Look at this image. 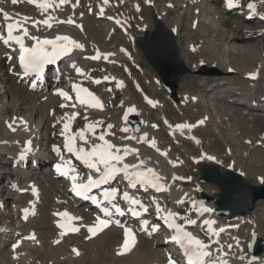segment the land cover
<instances>
[{
    "label": "bare ground",
    "instance_id": "bare-ground-1",
    "mask_svg": "<svg viewBox=\"0 0 264 264\" xmlns=\"http://www.w3.org/2000/svg\"><path fill=\"white\" fill-rule=\"evenodd\" d=\"M86 1H89L90 8H85V5L82 4L83 0H74L73 2H67L59 5V7H55V4H58L59 2V0H55V4L53 5V7H50L46 11H44L36 4L30 3L29 0H18V2L15 4L12 3V0H0V9L8 12L10 16L13 17L12 20H21L24 23V27L27 28L31 35L40 38H45L52 35H54L55 37L58 34L68 35L78 41L80 44L84 45L83 48L73 49L74 54L70 57V63L82 59L85 55H92L94 54V52H98L99 54H101L99 62L104 63L105 71H103V73L105 72V77H108V79L112 80L111 86H113L123 95L121 103L122 110L119 115L118 122H112L110 121L109 117L104 115L105 108L96 112L97 116H102L101 118L92 117L89 116V111H87L86 109L76 106L73 107L72 104L67 103V98L61 95L54 96L52 95V93L47 96L45 95V97L44 95H41V97H39V102H37L38 100L35 99L37 103L30 105V101L35 98V94L39 95L40 91H29L27 89V85L25 86L24 90L22 89L24 81H18L17 76L14 72L13 63L7 66V68H3L6 64V61H8V55L2 56V52L0 50V73H3L2 75H6L4 83L9 84L5 85L4 92L7 98H10V100L8 101L10 103L7 107V112H10V114L8 113L7 116H2L0 114V122L4 123L3 129L1 131L2 136L0 137V164L9 163L11 165V163L13 162L22 163L23 160L21 159H24L27 155L31 157L35 154L40 158H44V154L47 153L48 155H51L53 158H55L56 155H58L59 150L54 151L53 146L57 147V142H64L65 137L73 135L77 142V148L82 144V141H80L78 136V133L81 130H83L86 139L99 144H102L103 142L100 141L98 137L103 134L105 136V139L112 144L118 146L128 145L131 148L138 149L139 159L144 161V166L154 169L161 177H163V179L159 183L167 185V189L170 191L172 197L174 198V201L186 202L193 213L198 212L200 214L199 221L207 218V221L213 222V224H215L217 228L222 225L225 234H231L227 242H222L220 246H217V253L215 252L216 254H214L213 257H217L223 254L224 258L228 261V264H264V252L259 255H251L246 249V245H248L249 239H241V235L243 234L242 230L240 231V226L248 225V231H250V234L252 232H257L259 237L264 240L263 234H261L258 230L260 220L258 221L256 215L257 209L254 212H251L250 215H236L231 219H226L221 216H215V212L213 211V199L215 198V194H217V190H203L198 186L195 188L186 189L185 180H187L188 177L184 175V173H180V170L182 169L181 159L176 160L173 157L171 158L168 149L164 148L165 146H161V143L157 138H155L154 134L157 130L158 125H160L172 140L177 139V141H181L182 143L191 144L194 148H197L199 150V155L195 156V158L191 154L187 155V157H193L195 162L204 161L217 164L215 156L211 155L209 151L202 148L203 139H201L196 133L201 130H206L211 121L210 117H214L216 115L227 116L229 119L232 118V120H241L242 123L249 124L251 127H253L254 124H257L254 121L255 115H252V112L255 111L247 110L246 113L239 114L236 112L234 114V110L224 109L220 114H216L212 113V110H214L213 107L212 109H205L203 112L199 113L188 111L191 107H203L204 103H206V101L204 102L202 100V97H198L196 96V94H194L199 88V86L195 84V80H204L203 83H199L202 91L208 84L212 82L226 81L229 74H231L233 71L236 72V70L232 69L233 66L227 63V61L231 57L230 55H232L233 53V49L237 50V54H244V58L249 57L251 59V50H248L247 53H244V49L252 47L251 49L254 48V53L257 51H260L261 53L264 52V41L261 44L260 49L256 48V44H250L249 46L248 44L244 45L243 43L236 42L245 39H252L255 35L264 36V30L255 29L256 27L254 26L242 27L239 29L235 28L233 33L231 32L227 35L228 39L227 43H224V48L220 49L218 42L217 45L214 46V48L212 47L213 49L209 50L208 48H206L207 45L205 40H201V36L204 33V23L202 21V18H204L205 16L204 11L201 10V5L203 3L220 5L218 12H215L214 9H210L209 11H207V14L209 15L214 14L211 25L213 26L214 31L218 33V31H220L218 29L220 26L216 28L213 22L218 19L220 21L225 20L223 19L222 15L226 12V8L228 7L227 0H177V4L174 9H180L182 16L183 14L187 15V12H189L187 19L189 23V26H187L188 32L185 34L184 38L195 40V42H190V40V43H188L186 46L182 45L184 51L180 52V29L184 28L185 24H180L179 19H172V24L170 25L169 29H171V31L177 37L179 55H182L185 64H187L188 62L192 63L191 66H188L190 67L192 73L204 75L205 72L211 69L210 71L216 73V75L202 77L197 76L194 79L189 80V82H191L193 85L195 84L197 88H189V86L187 87L186 85H184L185 81H188L187 79H184L185 81L184 83H182V89L185 92L180 93L177 96V100L172 99L165 92L166 96L169 99L168 101L174 104V107L177 109V111H180L179 116L181 119L176 120L178 121L176 123H172L168 118L169 116L168 113H166V104L164 103V101L158 99L156 95L155 97H148L141 92L142 90H140L139 93L142 97L143 109L148 112V116L150 118V112L156 111L158 114L157 123V121H152L150 120V118L148 120V118H145L140 114L141 110H138L136 108V105L130 100V95L125 79L122 78V76H120L119 74L111 73L106 70L112 63H117L120 67L124 68L125 64L122 62L123 60L130 61L133 65L138 64V55H133L130 51L126 50L125 45H121L117 50L111 52L105 50L100 51L93 44V42L89 41V39L87 38L88 27L85 25V20L89 19V17L91 16V9L93 8L92 6L94 0ZM136 1L137 0L132 3L134 4ZM231 2L233 4L232 7H238L239 5L241 8L244 7V9L241 10V13H244L243 16L246 17H243L244 23L249 25L257 24V22L264 24V19H262V17H264V0H231ZM246 2H252L255 5L254 12L248 8L247 5L249 3L246 4ZM120 4L123 3L120 2ZM133 4L131 5L132 7L134 6ZM67 8H69V10H67ZM172 9L173 8L169 6L165 13L158 16V19L165 23L166 20L164 16H166L165 14H170L172 12ZM104 10H111V14H113L119 21L120 29H122V37L129 42H132L133 44L134 40L140 34L137 31L132 32L127 19L124 16H119L116 11L112 9V7L109 5V0L107 4H105L102 0L99 11ZM48 17L53 18L52 20H50V23H52L51 28L43 24H40L38 27H36L32 23V21H42ZM2 18L3 15L0 14V20ZM23 18L29 19L24 21ZM68 18H71L75 23L67 24L63 22H57L66 21ZM229 20L230 19H227L226 22L230 23L231 20ZM247 21H249V23H247ZM76 25H80V27H77ZM226 25H232L233 27L237 26L234 25L233 22L232 24H224V26ZM233 27L231 28L232 31ZM144 29L145 27L142 26L139 30L142 32L144 31ZM110 35H112V33L106 34L107 37H109ZM214 36L216 37V34ZM24 38L26 41H28V45H32V43L34 42L29 37ZM121 49H123V51ZM103 54L111 55H109L107 59H104ZM196 59L197 61L195 62ZM251 59L249 61V64L251 62ZM232 63H234V60L232 61ZM231 69L233 71H231ZM238 72L242 73V76L244 77L249 76L250 73H255L258 74V81L263 79L264 58L263 60H258L257 63H255V66L252 67V69H243ZM117 84H119L120 86L117 87ZM153 87L157 90L162 89L158 78H155ZM42 91L43 89L41 90V92ZM62 91L65 90L62 89ZM149 101H152L153 103H149ZM47 105L51 106V109L44 110ZM61 105L64 106L61 107ZM25 108H29V112H31L28 118L21 115L22 110ZM129 111L135 112L137 114L139 113L138 115L142 124V129L139 133L133 131V125L130 122L128 123L127 119H122V115ZM42 112L44 114H39ZM73 112L77 113L75 117L72 116ZM36 114H39L41 116H38V118L36 119ZM80 114L83 115L85 119L83 126L76 131L73 130V128L76 125ZM197 114L200 115L199 118L198 116H195ZM244 114L245 116L243 117ZM194 116L196 117V121L193 123L192 117ZM200 121H202V123H200ZM65 123L69 125L68 129L64 128ZM9 124H11L12 128H14L15 130H12V128L9 127ZM86 125H94V131L86 128ZM108 125H112L113 127L109 128ZM177 125H188L189 127L177 128ZM118 126L120 128L119 130L117 129ZM257 127L261 126L258 125ZM257 127H255V132L258 130ZM123 129H127V131H123ZM215 130L219 132V129L217 127H215ZM42 131L44 132L43 136L45 137V141H42L41 138ZM141 137H144V139L141 140ZM251 140L252 139L247 137L244 139V143H250ZM26 141L31 142L29 145L30 150L25 152V154L21 156V152L24 151V144ZM153 141L155 142V147L151 146ZM254 143L255 146H251L250 149L256 146L259 148L260 146L264 145V132L260 133V137L254 140ZM84 146L86 148L89 147V145ZM228 148H230V146ZM260 151L264 153V148H262ZM209 157H211V159ZM124 162L128 164H136L138 161L136 155L132 154L125 157ZM8 171H11L15 174L11 179V185L15 186L9 187L8 183L6 194L4 195L3 191L0 192V209L1 211H3V214L1 216H4L3 220L5 221L2 225H0V232H2V235L6 236H3L4 240H7L1 251L10 246L8 251V257H10L8 260L6 259L8 257L3 258V264L4 262L8 261H10L12 264H31V251H36L37 247L38 249L40 248L46 253L50 252L55 262L54 264H60L61 262L73 264L70 259L73 258L72 260H76L78 258L75 259L72 256L73 254L71 253L70 257L69 253H67V256L58 258L59 255L64 253V249L67 251V249L65 248L67 244L63 242L64 245L62 246V241L66 239L68 240L76 238V240H78L77 244L81 243L80 245L85 247L86 245H92L93 243L104 245L110 242H116L118 244L120 242L123 247L125 240V227L130 229L131 233L134 235V243L130 241V247L126 251H136L140 248H145V254L147 253V255H150L152 257L149 259L151 260V264L152 262L156 264L158 258L160 260L159 264H169V259L165 256L164 251L158 250V248L162 249V241L156 242L152 245L145 238V236H139V232L128 224H120L116 226L114 223L110 222L108 227L103 228V230L101 231H98L94 236L91 235L88 232L87 227L93 226L97 223V216L95 215V213L87 210L86 208H81L78 205H75L73 203L74 200L64 192V190L60 187L59 182L51 179L50 173L46 172L48 171L47 168H45L43 173H41L40 178H34L32 174H29L27 171L21 169L20 167L11 168L10 170L8 169ZM2 174L3 172H0V177L2 176ZM173 177H175V179ZM263 178L264 176L258 177L259 180ZM33 189H35V191H33ZM197 190H202L206 195L209 196V200H206L203 204H194L195 192ZM8 199L10 200L8 201ZM9 206L12 207L10 208ZM202 207L209 208L212 211L204 212L202 210ZM10 211V218H7V214ZM65 212L68 214L67 216L63 215V213ZM172 214L176 216V212L174 209H172ZM6 220L12 222V224L10 225ZM36 222L41 223L40 227L45 232H47L46 238L49 241L48 245H42L41 241L43 238L41 239V234L40 232H38L39 226ZM219 222L221 223L220 225L218 224ZM34 223H36V225ZM59 225H63V227H60ZM72 228H78L79 230L70 231V229ZM61 233L65 234L61 235ZM14 234H16V236H14ZM42 234L44 235V233ZM26 235L28 236V238H25ZM13 245L17 246L13 248ZM229 245H231L230 248ZM74 246H76V244L72 246V249L74 248ZM115 246L119 247L120 245L115 244ZM157 246L159 247L156 248ZM113 248L116 249V247ZM69 249H71V247H69ZM81 249L83 253L84 248L81 247ZM121 251L122 250L118 251L120 252L119 255L121 254ZM115 255L117 256V252ZM67 257H69L70 259L68 258L67 260ZM119 257L120 256L115 258L118 259ZM133 257L135 258V256ZM129 258H131V256H124V254L123 258L120 257V259L122 260ZM118 260L117 263L119 264ZM138 260L139 259H136L135 261ZM114 261L116 260L114 259ZM135 261H131L130 264H138ZM139 261L141 263V260ZM0 264L2 263L0 262Z\"/></svg>",
    "mask_w": 264,
    "mask_h": 264
},
{
    "label": "rangeland",
    "instance_id": "rangeland-1",
    "mask_svg": "<svg viewBox=\"0 0 264 264\" xmlns=\"http://www.w3.org/2000/svg\"><path fill=\"white\" fill-rule=\"evenodd\" d=\"M73 1L74 0H68V2H73ZM96 1H98V0H94V3ZM134 1L135 0H109V5L112 6L120 15L124 16L127 19V22L130 24V29L132 30V32L137 31L141 35L143 31L141 32L139 29L142 26L145 27V30H147V31L152 30L154 20L156 18H158V16L165 13L167 11L168 7L170 6L173 9H172V12L170 14H168V15L165 14L166 16H164V18H165L166 22L163 23L164 26L167 29H169L170 25L172 24L171 23L172 19H179L180 24H183V23L185 24V27L180 29L181 30V33H180V39L181 40L179 39V43H180V47H181L180 52L184 51V49L182 48V45L186 46L188 43H190L192 41L195 42V40L184 38L185 34L188 32L187 26H189V23H188L187 19H188L189 12H187V15L183 14V16H182L180 9L179 10L174 9V7L177 4L176 3L177 0H137L138 7H136V6L132 7L131 5L133 4L132 2H134ZM120 2H122L123 4H120ZM94 3H93V5H94ZM82 4L85 5V8H90L89 7V1L83 0ZM135 5H136V2H135ZM219 6H220L219 4H204V3L201 5V10L204 11V13H205L204 18H202V21L204 23V29H203L204 33L201 36V40L202 41L205 40L206 45H207L206 48H208L209 50L213 49L214 46H216L218 42H219L220 49L224 48L223 47L224 43H227V39H228L227 35L231 32L233 33L235 28L239 29L242 27H253L254 26V27H256L255 29L264 30V24L263 23L257 22V24H253V25L252 24L249 25V24L244 23L242 18L237 17V15L242 17V13L238 12L239 10L235 11V10H237V8H234V9L226 11L222 15L223 19H225L224 21H220L218 19V20H215V22H213L214 26L216 28L218 26H220L218 28L220 31H218V33H216L213 29V26L211 25L212 23L210 24V22L213 21L214 14L209 15V14H207V11H209L210 9H214L215 12H218L219 8H220ZM67 10H69V8H67ZM215 15H219V14H215ZM95 16H96V8L94 7L91 10V16L89 17V19L85 20V25L88 27L87 38L89 39L90 42H93V44H95L100 51L105 50L108 52L115 51L121 45H125L126 48L128 50H130V52L133 55H135V54L138 55V59H137L138 68L132 67L129 62L123 60L122 62L125 64L126 70L124 68L120 67L117 63H112L110 66H108V68L106 70H108L111 73L119 74L120 76H122V78L125 79V81L127 83V89L129 91V95H130V100L136 105V108L138 110H141L140 114L143 117L148 118V120H149L150 117L148 116V112L145 111L143 109V106H142L143 105L142 104V97L139 93V91L142 90V92H144L148 97H155V95H156L158 97V99H161L162 101H164V103L166 104V108H165L167 111L166 113H168V116H169L168 118L170 119V121L172 123L178 122L176 120L181 119L179 116L180 111H177V109L174 107V104L172 102L170 103L168 101L169 99L166 96V93L164 92V90L154 89V87H153L154 86V80H155V78L159 79V77L157 76L156 72L145 62L142 54L135 48L134 43L132 44V42H129L128 40H126L125 38L120 36L117 30L112 29L111 24L105 22L103 19H97V18H95ZM227 19H230L233 22V24L237 25V26H234V27L232 25L224 26V24H232V22L230 20H229L230 23H227L226 22ZM247 23H249V21H247ZM232 27H233V31L231 29ZM212 30L214 31V33ZM111 33H112V35H110L109 37L106 36V34H111ZM215 34H216V37L214 36ZM176 41H177V37H176ZM263 41H264V36L255 35L252 39H247V40L245 39L242 41H237V42L235 41V42L236 43H243L244 45L248 44L249 46H250V44H256V48L260 49ZM225 48H226V46H225ZM249 48L244 49V53H247L248 50H251L250 54L252 55V59L249 57L244 58V54H242V53L237 54L236 53L237 50L233 49V53H232V55H230L231 57L229 58L227 63L231 64L233 66L232 69L236 70V72L233 71L231 74H229L226 82H223L221 84L210 83L202 91V88L200 87L199 83H203L204 80H197V81L195 80V84H197L199 86V88L194 94H196V96H198V97L199 96L202 97V100L204 102H205V99L207 98L208 102L204 103L203 107H201V106H199L198 108L191 107L188 111H191L193 113L194 112L199 113V112H203L205 109H208V110L212 109V107H213L214 110H212L213 111L212 113H216V114H220L224 109L234 110V114L236 112L239 114L240 113H246L247 112L246 109H244L242 107H238V106L233 105V104H229L224 100L225 96L229 95L232 91L241 93L243 95H250V94L254 93V91L256 92L257 90H259L261 98H264V78L259 80V82H257V83L249 84L243 78L242 73L238 72V71H241L243 69L244 70L252 69V67L255 66V63H257L258 60L260 61V60H263V58H264V52L261 53L260 51H257L254 53V50H253L254 48L253 49H251L252 47H249ZM181 58L183 61L184 59H183L182 55H181ZM250 59H251V62L249 64ZM233 60H234V63H232ZM196 61H197V59L195 60V62ZM12 62H13V60L6 61V64L3 68L4 69L7 68V66L11 65ZM187 64H185V62H184V65L190 69V67H188V66H191L192 63L188 62ZM104 69H105V66L103 63H99L98 65H93V66H91V65L86 66L87 72L94 71L96 73H100ZM208 69H210V68H208ZM2 74L3 73H0V75H1V78H0V114L2 116H7L8 113L10 114V112H7V107L9 106V103H10L8 101L10 100V98L9 97L7 98V96L4 92V89H5V85H7L9 83H4V79L6 78V75H2ZM197 76L202 77V76H211V75H207V74L206 75H198L196 73H191L187 76H182L179 80V83H178L177 95H179L182 92H185L182 89V83H184V81L186 79L188 81H185L184 85H186L187 87L189 86V88H197L195 84L193 85L191 82H189V80L194 79ZM49 84H50V81H48V85ZM25 86H26V84L24 83L22 85L23 90L25 89ZM50 91H51V89L48 86V89L40 92L39 95L35 94V98L30 101L31 102L30 105L31 104L33 105V104H36L37 102H39V99H40L39 97H41V95H44V97H45V95L46 96L49 95ZM211 93L212 94L216 93V96H214L213 100L210 101L209 96L211 95ZM102 94H105V92H102ZM117 94H118L117 95L118 96L117 102H115L114 105L112 103L106 105L105 112H104V115L109 117L110 121H112V122H118L119 115H120L121 110H122L121 107H117V106L120 103H122L123 95L121 92H117ZM223 96H224V98H223ZM110 97H111V95H109V98ZM35 99H37L38 101L36 102ZM49 105H47L44 110L51 109L50 108L51 106H49ZM51 105H53V104H51ZM152 111H154V110H152ZM30 113L31 112H29V108H27V109L25 108L22 110L21 115L23 117L28 118ZM150 113H151L150 114V116H151L150 120L157 121L158 120L157 112L154 111V112H150ZM39 114L42 115L44 113L42 112ZM39 114H36V119L38 118V116L39 117L41 116ZM89 115L93 116V117H99V118L102 117L101 115L97 116L96 114H94V112H91ZM252 115H255L254 121L257 123V124H254L253 127H251L249 124L242 123L241 120H232V118L229 119L227 116H223V115H216L214 117L211 116L210 117V119H211L210 124L206 128V130L198 131L196 134L201 139H203L202 148L209 151L211 153V155L215 156L216 163H217L219 170L221 172L226 170V169H230L231 171H233L235 173L242 174L248 180V182L250 184L258 185V184H260V180L258 179V177L264 176V153H262L260 151L262 148H264V145L260 146L259 148L256 146V147H252L250 149V147L255 146L254 140H256L260 137L261 132H264V115L262 113H258V112H252ZM195 116H198V118L200 117L199 114H197ZM195 116L192 117L193 119L191 118L193 123L196 121ZM244 116H245V114L243 115V117ZM0 118H1V116H0ZM83 122H84L83 117L82 116L79 117L75 127H82ZM157 123H158V121H157ZM258 125H260L261 127H257ZM3 126H4V123L0 122V137L2 136L1 131L3 129ZM215 127H217L219 129V132H217L215 130ZM255 127L258 128V130L256 132H255ZM117 129L118 130L120 129L119 126ZM154 134H155V138H157L158 141L161 143V146L162 147L165 146L164 148L168 149V152H169L171 158L173 157L176 160L181 159V161H182L181 168L182 169L180 170V173L182 172L181 174L184 173V175H186L188 177L187 180H185L186 181L185 182L186 189H188V188L191 189V188H195L198 186L200 189H203V190H217V192H218V188L215 184L202 183L197 178V176H198V165H197V163L198 162H195V160L193 159V157L195 158V156L199 155V150L197 148H194L191 144L182 143L181 141H177V139L172 140L168 136V134L164 131V129H162V127L160 125H158L157 130L155 131ZM43 135H44V132L42 131L41 132L42 141L45 139V137ZM247 137L252 139L250 143H248V142L244 143V139ZM229 146H230V148H228ZM190 154L193 157H189V156L187 157V155H190ZM212 164H215V163H212ZM7 167H9L8 163L0 164V172L8 171ZM42 167H44V166H41L40 169H37V170H35L34 173H32V176L34 178H38V177L40 178L41 177V173H43V171H44V168H42ZM9 200L10 199H8V201ZM166 202L171 203V200L169 198H167ZM258 202L255 205V208L252 212H254L257 209L256 215H257L258 221L260 220L258 230L264 236V200H261ZM9 207L11 208L12 206H9ZM81 208H84V207H81ZM184 214L187 215L188 210H187V213L185 212ZM10 215H11V211L8 212L7 218H10ZM3 218H4V216L0 215V225H2L5 222L3 220ZM6 221H8V220H6ZM36 223L39 226L38 232H40V234H41V239L43 238L41 241L42 245H45V244L48 245L49 241L46 238L47 232H45L40 227L41 223H38V222H36ZM36 223H34V224L36 225ZM9 224L11 225L12 222H9ZM240 227H241L240 231L242 230V234H243V235H241V239H243V240L249 239V242H250V240H251L250 235L251 234H250V231H248L249 226L248 225H242ZM42 233H44V235ZM147 240L152 245L154 243L160 241V240L155 239V238L154 239H148L147 238ZM77 241L78 240H76V238L75 239H68V240L66 239V240L62 241L61 242L62 246L64 245L63 242L65 244H67L65 247L67 249V251L64 249V253L59 255L58 258L67 256L68 255L67 253H69V257H70V253H71V254H73L72 256L75 259L78 258L76 260H72L73 258L70 259L69 257H67V260L69 258L73 262V264H115V262H116V264H118L117 263L118 259H119L118 260L119 264H124V262H125V264H128V261L130 264L131 261L133 262L136 259L141 260V263L139 260L135 261L138 264H151V262H150L151 260H149V259L152 257L150 255H147V253L145 254V251H144V250H146L145 248H140L139 250H136V251L131 250L128 252V251L123 249V247L119 241H118L119 244L116 242H110V243H106L104 245H99L98 243L97 244L93 243L92 245L91 244L86 245V247L80 245L81 243L77 244ZM43 242H45V243H43ZM74 244H76V246H74L73 249H76L79 253L82 250L81 247H83L84 248L83 253H82V251L79 254H76V252H73L72 246ZM115 244L120 245V246L119 247L115 246ZM246 246H247L246 249L248 250L249 249L248 245H246ZM69 247H71V249H69ZM113 247H116V249ZM153 247H155V246H153ZM158 247L159 246H157L156 248H158ZM9 248H10V246L6 247L3 251H1L3 248H0V256H1L0 262L2 264H3L2 259L8 257ZM120 250H122L121 251L122 255L121 254L119 255L120 252H118V251H120ZM142 250H143V253H142ZM158 250L163 251L160 248H158ZM116 252H117V256L115 255ZM31 254H32V257H31L32 263L31 264H54L55 263L53 258H52V254L50 252L46 253V252L42 251L40 248L38 249V247H37L36 251H31ZM123 254H124V256H131L132 259L131 258L125 259V260L120 259V257L123 258ZM118 256H120V257L118 259H116L115 257H118ZM133 256H135V258ZM148 256H150V257H148ZM9 257L6 259L8 260ZM114 259L116 261H114ZM126 260H127V262H126ZM159 261L160 260L158 258V261L156 264H159ZM9 262L10 261L4 262V264L5 263L10 264L11 262L10 263ZM60 264H67V263L61 262ZM152 264H154V262H152Z\"/></svg>",
    "mask_w": 264,
    "mask_h": 264
},
{
    "label": "snow or ice",
    "instance_id": "snow-or-ice-1",
    "mask_svg": "<svg viewBox=\"0 0 264 264\" xmlns=\"http://www.w3.org/2000/svg\"><path fill=\"white\" fill-rule=\"evenodd\" d=\"M18 0H12V3H17ZM30 3L36 4L39 8L46 11L48 8L53 7L55 4V0H29ZM68 0H59L58 4H55V7H59V5L67 3ZM105 4L108 3V0H103ZM228 7H232L233 4L231 0H227ZM248 8L251 11H255V5L250 2L248 4ZM0 14L3 15V18L5 21H9L13 19L12 16L3 9H0ZM102 14V12H101ZM24 21L28 20L29 18H23ZM52 17H48L42 21H32L33 25L38 27L40 24L46 25L47 27L51 28L52 23H50V20H52ZM264 19V17H262ZM57 22H63L67 24H74L75 22L68 18L66 21H57ZM77 27H80V25H76ZM7 29V35L6 37L0 36V39H3L4 43L7 44L9 41H15L20 48V55H19V63L22 68H24L25 72H35L39 73L45 63H51L54 58L65 55L68 52L72 51L74 48H83L84 45L80 44L78 41L73 39L72 37L68 35H56L54 38H40L34 35H31L26 27H24V23L21 20H16L14 23H6L5 25ZM22 30V34L17 35L15 34L18 31ZM24 37H29L34 43L29 47L26 46L24 43ZM123 51V49H121ZM101 54H97L96 56H92L91 59H99ZM111 54H103V58L107 59L108 56ZM78 72L80 71L79 68L76 69ZM250 76L255 78V73H250ZM105 79H108V77H105ZM99 83V81H96ZM120 85L117 84V87ZM73 92L76 93V98L79 101L80 104H87L90 107H97L102 108L101 101L95 97L92 93L88 92L87 89L84 88H77V85H72ZM59 91V94L61 96H64L67 99H71V97L68 95L67 92ZM84 92L87 93L89 97H91V102L81 98L80 93ZM149 103H153L152 101H149ZM64 105H61L63 107ZM74 107V105H73ZM77 113L73 112L72 116L75 117ZM102 123V122H97ZM202 123V121H200ZM9 127L12 128V125L9 124ZM69 125L67 123L64 124V128L68 129ZM86 128L89 130L94 131V125H86ZM109 128L113 127L112 125H108ZM155 127V125H154ZM177 128H183V127H189L188 125H177ZM12 130H15L12 128ZM123 131H127V129H123ZM80 141H82V144L78 148H74L71 146V139L65 137V148L68 152L73 153L76 155V157L80 160H82L89 168H95L98 172H101V175L93 179V177L89 176L86 182L80 183L78 181V175L72 174L69 175V173H64L65 175H68V178L72 181V190L76 193V195L79 196H86V194L91 190V188L98 186L99 184L106 183L107 181L113 179L117 174L123 173L124 178L129 180L131 186L135 187L136 183L140 184H149L152 187H156L157 190H161L164 185L160 184L159 182L163 179L154 169L148 168L144 166V161L139 159L138 149L131 148L128 145L118 146L115 144H112L108 140L105 139V136L101 134L98 139L102 141V144L94 143L88 139H86L83 130H81L78 133ZM134 139V137H133ZM144 137H141V140H143ZM30 141H26L24 144V151L21 152V156L25 154V152L29 151V145ZM84 145H89V147H85ZM152 147H155V142L153 141L151 144ZM54 151H58L56 146H53ZM135 154L137 157V163L136 164H128L124 162V159L128 155ZM211 159V157H209ZM61 165L57 164L56 168L57 171L60 170ZM70 172L75 173V169H70ZM175 179V177H173ZM35 191V189H33ZM117 190L113 189L109 193H105V199H114L116 196ZM123 198L125 200H130L128 193L123 194ZM95 202V199H94ZM133 204L138 203V201L132 200ZM182 202V201H180ZM115 207V210L119 214H123L121 209L118 205H113ZM202 210L204 212H210L212 211L209 208L202 207ZM105 212L108 210L105 209ZM135 214V213H133ZM63 215L67 216L68 214L65 212ZM170 217L174 218V214L169 213ZM73 219H79V218H73ZM110 221L108 219H101L100 217H97V223L93 226H88L87 230L91 235H96L98 231L103 230V228L108 227ZM118 223V222H117ZM167 226L169 228H174L175 233L170 237V239L175 242L179 248L182 250L185 258H186V264H228V261L224 258V255H220L217 257H213L212 253L208 250V246L201 241L199 238L194 236L192 233L184 230L182 225L175 224L172 221H167ZM187 223H195L193 220H188ZM204 223L208 225L209 231H214L212 229V223L211 221L205 220ZM60 227H63V225H59ZM159 226L153 225V231H155ZM78 228H72L70 231H78ZM220 231H223V229H220ZM65 233H61V235H64ZM218 234V233H217ZM124 245L123 249L128 250L130 247V241L134 243V235L131 233V230L128 228H124ZM34 238V237H32ZM90 238V237H86ZM58 242V241H54ZM17 245H13V248H15ZM231 245H229V248ZM73 252H76V254H79L76 249H73ZM169 264H176V262L172 259L171 256H169Z\"/></svg>",
    "mask_w": 264,
    "mask_h": 264
},
{
    "label": "water",
    "instance_id": "water-1",
    "mask_svg": "<svg viewBox=\"0 0 264 264\" xmlns=\"http://www.w3.org/2000/svg\"><path fill=\"white\" fill-rule=\"evenodd\" d=\"M153 28L138 37L136 47L159 76L163 89L177 100L179 79L192 71L184 65L179 55L175 35L160 20H155ZM129 120L134 124L136 131L141 128L138 114L131 115ZM198 166V180L215 184L219 188L213 199L217 215L228 219L235 215H247L254 209L258 200L264 199V180L261 185H252L240 174L230 170L220 172L217 165L200 162ZM206 200H209V196L198 190L197 203L203 204ZM250 249L252 254L264 250V241L257 232L252 235Z\"/></svg>",
    "mask_w": 264,
    "mask_h": 264
}]
</instances>
